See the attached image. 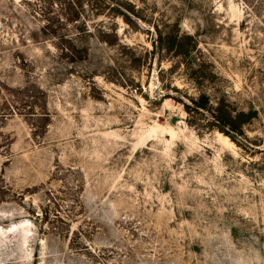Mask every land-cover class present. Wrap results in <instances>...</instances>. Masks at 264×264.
I'll return each mask as SVG.
<instances>
[{
  "label": "rangeland",
  "instance_id": "374dc122",
  "mask_svg": "<svg viewBox=\"0 0 264 264\" xmlns=\"http://www.w3.org/2000/svg\"><path fill=\"white\" fill-rule=\"evenodd\" d=\"M0 264H264V0H0Z\"/></svg>",
  "mask_w": 264,
  "mask_h": 264
},
{
  "label": "trees",
  "instance_id": "16d2710c",
  "mask_svg": "<svg viewBox=\"0 0 264 264\" xmlns=\"http://www.w3.org/2000/svg\"><path fill=\"white\" fill-rule=\"evenodd\" d=\"M76 19V18H75ZM183 37L176 33L171 36L170 39V45L169 48H173L175 46H182L183 45ZM157 39L159 41H162V35L161 33H158ZM164 41V40H163ZM209 98L205 94H200L199 97L196 99H191V103L187 102H182L183 108L185 109L186 112L190 113L192 110H198V109H204L207 110V105L209 102ZM212 116L214 118L215 123L218 125V127H225L230 131H233L234 133L241 134L242 129V122L241 120H238L239 116L238 115H233L230 110L224 106L223 101L221 99L215 101V107L213 108L212 111Z\"/></svg>",
  "mask_w": 264,
  "mask_h": 264
}]
</instances>
